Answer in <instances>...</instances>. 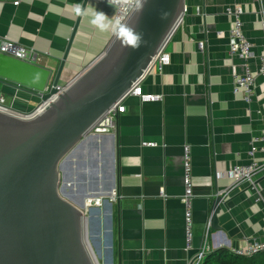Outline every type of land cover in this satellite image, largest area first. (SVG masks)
<instances>
[{
  "label": "crops",
  "instance_id": "1",
  "mask_svg": "<svg viewBox=\"0 0 264 264\" xmlns=\"http://www.w3.org/2000/svg\"><path fill=\"white\" fill-rule=\"evenodd\" d=\"M83 1L20 0L14 5L13 0H0V37L34 47L40 53L38 63L56 69ZM237 4L243 8L242 30L252 43L250 64L256 71L264 45V0H186L182 22L164 47L169 64L162 70L152 65L140 82L144 93H160L163 99L141 102L126 96L115 131L87 136L71 158V174L64 165L60 170V182L72 189L74 201L91 190L101 197L87 207L85 230L88 241L99 247L103 264H183L204 241L211 251H231L255 237L264 239V171L256 176L263 201L255 200L246 184L233 188L225 198L228 208L222 206L218 213L220 229L206 230L212 200L232 184L228 173L233 166L249 161V141L264 129V78H256L249 103L232 89L243 67L228 53L233 17L226 8ZM95 10L109 18L116 14L106 0H87L58 84L71 80L110 42L112 32L90 24ZM0 92L19 108L37 100L7 85H0ZM93 141L99 174L93 185L81 188L78 162L88 157ZM185 143L191 151L194 193L193 247L188 251L180 200Z\"/></svg>",
  "mask_w": 264,
  "mask_h": 264
},
{
  "label": "water",
  "instance_id": "2",
  "mask_svg": "<svg viewBox=\"0 0 264 264\" xmlns=\"http://www.w3.org/2000/svg\"><path fill=\"white\" fill-rule=\"evenodd\" d=\"M185 5L186 0H148L137 27L147 44L123 50L114 34L39 114L22 117L0 110V264H96L85 230L94 193L74 201L60 182V170L92 125L144 73L182 19ZM164 12L167 19H161ZM134 16L135 9L124 23ZM80 17L56 69L0 54V85L43 100L56 93ZM228 201L215 195L210 228L220 229L218 213Z\"/></svg>",
  "mask_w": 264,
  "mask_h": 264
},
{
  "label": "built area",
  "instance_id": "3",
  "mask_svg": "<svg viewBox=\"0 0 264 264\" xmlns=\"http://www.w3.org/2000/svg\"><path fill=\"white\" fill-rule=\"evenodd\" d=\"M19 2L20 0H13L14 5H17ZM134 9L135 5H130L126 11L118 9L114 20H120L124 23ZM226 11L233 17V25L228 31V53L231 57L239 58L243 67L242 73L236 75L233 79L232 89L235 92L240 91L243 100L249 103L253 99L256 87V78L258 76H262L264 78V45L258 54V68L256 71H253L250 64V59L253 57L252 43L247 39L242 30L241 15L243 14V8L241 5L237 4L232 7H227ZM185 12L186 5L184 8V13ZM182 19L178 22L176 28L182 22ZM112 35H114L113 32ZM164 47L165 45L152 58L144 73L132 84L129 91L92 125V127L87 132L88 136L109 134L115 131L117 118L119 114L125 111L124 99L128 95H134L138 97L141 102L161 101L163 99V94L160 93H144L142 91L140 82L143 79L144 74L152 65H156L159 70H162L165 65L169 64L170 54L164 50ZM199 47H202L201 41L199 42ZM0 54H5L15 59L35 64H39L38 62L40 59V53L34 47L25 46L6 37H0ZM71 80H69L66 84H58L56 86V93L51 94L47 99L43 100L41 98H37L34 103H28L24 108L16 107L13 103L7 102L5 95L0 92V110L22 117H33L39 114L51 101H53L57 97V94L60 93ZM259 112L260 111L257 110V113ZM141 143L142 145L147 146L156 145V143L149 141H142ZM248 155L249 161L247 163L234 165L229 171L228 174L230 179H232V184L222 192L218 193L224 196V198L229 196L233 188L241 186V184H246V186L253 190L252 192L256 194L255 200L263 201L256 182V176L261 171H264V129L259 131L258 135L251 137L249 141ZM260 155L262 157H260ZM181 165L183 192L180 196V200L183 204L185 239L184 249L188 251L193 247L192 200L194 193L191 151L190 146L186 143L182 148ZM162 192L163 190H161V193ZM110 198L114 199V194L110 195ZM100 199L101 198H99V200ZM206 227V230H208L209 221L207 222ZM231 251L242 256H250L257 252L264 251V239L255 237L251 241H248L244 247H232ZM210 252V246L206 241H204L200 247L183 262V264H201L204 261L206 255Z\"/></svg>",
  "mask_w": 264,
  "mask_h": 264
},
{
  "label": "clouds",
  "instance_id": "4",
  "mask_svg": "<svg viewBox=\"0 0 264 264\" xmlns=\"http://www.w3.org/2000/svg\"><path fill=\"white\" fill-rule=\"evenodd\" d=\"M106 2L114 7L116 12L118 9L126 11L130 5H135L134 20L129 23H123L120 20L113 19L116 14L109 18L105 12L95 10L91 13L90 24L100 32H113L123 50H137L142 44H147V41L143 39V33L138 31L137 27L148 0H106ZM76 14H84L80 6L76 7ZM168 15L169 13L167 12L162 13L161 19H167Z\"/></svg>",
  "mask_w": 264,
  "mask_h": 264
},
{
  "label": "rangeland",
  "instance_id": "5",
  "mask_svg": "<svg viewBox=\"0 0 264 264\" xmlns=\"http://www.w3.org/2000/svg\"><path fill=\"white\" fill-rule=\"evenodd\" d=\"M7 102H8V100H7ZM79 152H80V150H76L74 155H77V153H79ZM99 159H100V156H99L98 151H97V144H95V142L93 141L92 142V148H91V150H90V152L88 154V157L86 159H81L78 162L79 170L77 171V176H78V180H79V184H80L81 188H84L85 186L94 184L95 179H96V177L99 174V172H98L99 171V167H98ZM71 164H72L71 163V159L70 160H66L65 163H64V167H66V169L68 170L69 174H71V172H72L71 171ZM86 178L90 179V182L88 184L84 183V180ZM73 186L75 187V184L72 183L70 187H73ZM65 192L67 194H69L72 199H74L76 197V195L74 193H72V189H70L67 186L65 187ZM90 192L95 194L94 190L93 191L92 190L89 191V193ZM99 198H101V197H98V195L97 196L94 195V197L92 198L93 201H91V202L93 204H96V203H98L100 201ZM90 245H91V248H92L93 252L96 255V259L98 260L99 264H103L102 263L103 259L99 255L97 247L95 245H92L91 243H90Z\"/></svg>",
  "mask_w": 264,
  "mask_h": 264
},
{
  "label": "trees",
  "instance_id": "6",
  "mask_svg": "<svg viewBox=\"0 0 264 264\" xmlns=\"http://www.w3.org/2000/svg\"><path fill=\"white\" fill-rule=\"evenodd\" d=\"M201 264H264V251L242 256L227 248H219L208 253Z\"/></svg>",
  "mask_w": 264,
  "mask_h": 264
},
{
  "label": "bare ground",
  "instance_id": "7",
  "mask_svg": "<svg viewBox=\"0 0 264 264\" xmlns=\"http://www.w3.org/2000/svg\"><path fill=\"white\" fill-rule=\"evenodd\" d=\"M89 200L91 201V199H89ZM86 201H88V199H86ZM90 251H91L92 256H93V258H94V260H95V263H96V264H99V262H97L98 260H96V255H95V253L93 252V250L90 249Z\"/></svg>",
  "mask_w": 264,
  "mask_h": 264
}]
</instances>
